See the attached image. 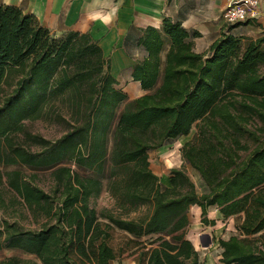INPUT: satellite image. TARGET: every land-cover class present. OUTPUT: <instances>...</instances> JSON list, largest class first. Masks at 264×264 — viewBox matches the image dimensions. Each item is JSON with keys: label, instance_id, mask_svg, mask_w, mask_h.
I'll list each match as a JSON object with an SVG mask.
<instances>
[{"label": "trees", "instance_id": "obj_1", "mask_svg": "<svg viewBox=\"0 0 264 264\" xmlns=\"http://www.w3.org/2000/svg\"><path fill=\"white\" fill-rule=\"evenodd\" d=\"M236 25L205 52L199 32L170 18L144 28L131 76L145 93L128 100L89 33L57 35L0 5V186L13 194L0 192V252H16L0 264H204L188 238L195 205L203 225L216 224L211 207L238 218L219 240L221 263L264 264V33L238 36ZM42 118L63 134L26 128ZM193 128L180 151L202 193L184 167L163 184L150 162ZM103 192L113 205L97 210Z\"/></svg>", "mask_w": 264, "mask_h": 264}, {"label": "crops", "instance_id": "obj_2", "mask_svg": "<svg viewBox=\"0 0 264 264\" xmlns=\"http://www.w3.org/2000/svg\"><path fill=\"white\" fill-rule=\"evenodd\" d=\"M228 2L229 0H0V5L16 6L24 13L34 15L41 25L57 35L66 31L89 33L99 43L105 57L110 59L111 73L118 80V87L131 100L145 93L141 84L131 76L136 60L144 55V50L137 44L142 30L149 26L160 27L163 18H170L180 22L188 31L199 32L200 35L194 39L195 48L198 52H205L219 38L223 28L230 25L223 19ZM232 32L238 36H261L264 33V0H259L255 14L238 23ZM196 207L201 213V208ZM212 211L218 215L211 219H223L216 207L209 209V213ZM229 219L238 221L237 217ZM212 247L218 250L215 254L209 253L204 264H223L220 262L219 241L217 244L213 243ZM133 264L136 263L133 261Z\"/></svg>", "mask_w": 264, "mask_h": 264}, {"label": "rangeland", "instance_id": "obj_3", "mask_svg": "<svg viewBox=\"0 0 264 264\" xmlns=\"http://www.w3.org/2000/svg\"><path fill=\"white\" fill-rule=\"evenodd\" d=\"M241 23V22H240ZM124 104H121L119 111L123 108ZM25 126L28 130L32 131L35 134H39L46 139L55 140L63 134V129L60 125L51 123L48 120L42 118L37 120H27ZM196 132V128H193L188 136H182L176 140L170 141L159 149L152 150L150 152V162L152 170L159 176L163 184H169L170 172L173 168H181L183 166V160L181 157V147L189 140H191ZM39 146H34L32 149L38 150ZM2 170L4 169L1 167ZM189 176L195 182L197 190L199 193L204 191V185L199 175L191 169L189 166L184 167ZM15 167H8L7 170H14ZM5 170V169H4ZM26 172H29L26 170ZM39 184L48 189L49 181L48 175L44 177L41 176ZM0 192L3 194L6 202L12 198L13 194L10 193L6 183L3 186H0ZM93 207L97 210H100L105 207H112L113 201L108 196L106 192H103L100 197L93 199L91 201ZM27 213V212H26ZM0 214H3V211H0ZM218 213L212 211L209 213L210 218L217 217ZM136 216V214H133ZM189 217L191 225L188 231V238L194 243L195 247L199 252H201V258L204 262L206 256L211 253L215 254L218 250L216 247H212L213 243L217 244L220 239H226L232 234H235V223L237 220L229 219L224 220L222 218L216 219L217 223L214 226L205 227L201 222V213L200 210L196 207H192L189 211ZM22 224L26 228H36L38 225L31 219L22 220ZM207 245V246H202ZM213 248V249H212ZM13 251H3L0 252V259L6 256L15 254ZM133 257H125L122 261H114L112 264H133ZM135 262V261H134Z\"/></svg>", "mask_w": 264, "mask_h": 264}, {"label": "built area", "instance_id": "obj_4", "mask_svg": "<svg viewBox=\"0 0 264 264\" xmlns=\"http://www.w3.org/2000/svg\"><path fill=\"white\" fill-rule=\"evenodd\" d=\"M259 6V0H229L223 19L227 24H236L246 21L254 15Z\"/></svg>", "mask_w": 264, "mask_h": 264}]
</instances>
